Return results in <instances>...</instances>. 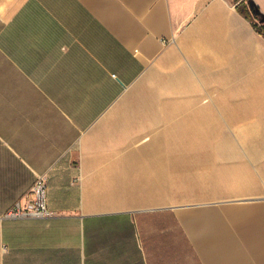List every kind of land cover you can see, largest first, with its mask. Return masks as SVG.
Segmentation results:
<instances>
[{"label": "crops", "instance_id": "obj_1", "mask_svg": "<svg viewBox=\"0 0 264 264\" xmlns=\"http://www.w3.org/2000/svg\"><path fill=\"white\" fill-rule=\"evenodd\" d=\"M242 5L257 23L233 0H0V264H264V0ZM172 103L210 106L208 150L170 147L196 140ZM41 176L54 215L5 218Z\"/></svg>", "mask_w": 264, "mask_h": 264}, {"label": "rangeland", "instance_id": "obj_2", "mask_svg": "<svg viewBox=\"0 0 264 264\" xmlns=\"http://www.w3.org/2000/svg\"><path fill=\"white\" fill-rule=\"evenodd\" d=\"M163 110L166 112L165 116L170 117L171 119H181L180 125L182 128L186 129L184 135L187 137L195 138V144H189L188 140L183 139H169L170 147L178 146L183 141L186 144H183L184 149H209L210 144V133L208 130H203V126L209 124L207 121L211 117V108L209 105H199L198 103H172L163 107Z\"/></svg>", "mask_w": 264, "mask_h": 264}, {"label": "built area", "instance_id": "obj_3", "mask_svg": "<svg viewBox=\"0 0 264 264\" xmlns=\"http://www.w3.org/2000/svg\"><path fill=\"white\" fill-rule=\"evenodd\" d=\"M254 18V17H253ZM255 23L256 20L252 19ZM81 181L79 176L76 180ZM49 188L46 176L38 177L30 193L17 201L5 215L7 219L47 218L54 215L48 205Z\"/></svg>", "mask_w": 264, "mask_h": 264}, {"label": "trees", "instance_id": "obj_4", "mask_svg": "<svg viewBox=\"0 0 264 264\" xmlns=\"http://www.w3.org/2000/svg\"><path fill=\"white\" fill-rule=\"evenodd\" d=\"M234 3H239V5H241V10L243 11V13L245 14V16H247V18L249 19H253L252 16V11H249L248 7L245 5H242V3L244 2V0H233ZM257 30L264 35V27H258L257 25H255Z\"/></svg>", "mask_w": 264, "mask_h": 264}]
</instances>
